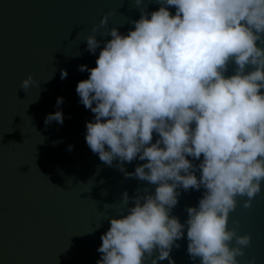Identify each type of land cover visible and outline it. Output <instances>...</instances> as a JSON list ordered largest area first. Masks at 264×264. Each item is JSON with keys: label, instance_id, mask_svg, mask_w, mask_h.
<instances>
[{"label": "clouds", "instance_id": "1", "mask_svg": "<svg viewBox=\"0 0 264 264\" xmlns=\"http://www.w3.org/2000/svg\"><path fill=\"white\" fill-rule=\"evenodd\" d=\"M155 2L160 7L149 13L145 0H134L140 17L126 35L117 27L101 34L111 37L106 41L88 35L87 51L100 49L96 66H78L89 73L76 86L94 114L86 122L88 147L108 166L117 160L126 177L155 186L132 197L133 206L122 194L97 264H175L171 251L185 232L192 261L240 264L252 238L229 228V214L238 197L250 209L264 182V0ZM232 63L234 74L226 75ZM34 83L29 75L20 89ZM52 121L62 124V111L45 119ZM136 159L145 162L127 172L125 162ZM179 189H203L183 223L170 214Z\"/></svg>", "mask_w": 264, "mask_h": 264}, {"label": "water", "instance_id": "2", "mask_svg": "<svg viewBox=\"0 0 264 264\" xmlns=\"http://www.w3.org/2000/svg\"><path fill=\"white\" fill-rule=\"evenodd\" d=\"M143 6L149 13L160 7L155 0ZM170 11L175 14L174 7ZM105 14L107 24L99 27ZM139 17L134 0H0V264H97L101 235L110 227L108 218L119 216L122 194L127 191L133 206L131 198L143 195L145 187L154 193L155 186L126 177L117 160L108 166L90 150L86 122L94 114L76 92L89 76L78 66L94 68L100 51H87V36L109 40L101 34L112 27L126 35ZM234 68L230 64L226 75ZM29 75L37 83L24 91L20 85ZM56 111H62L63 123L46 124ZM144 162H125L124 168L134 172ZM178 191L170 214L183 223L203 189ZM245 199L237 198L228 221L229 228L252 238L237 259L248 264L255 257L264 264V182L250 209L243 207ZM177 243L171 251L175 264H199L187 254L186 232Z\"/></svg>", "mask_w": 264, "mask_h": 264}]
</instances>
